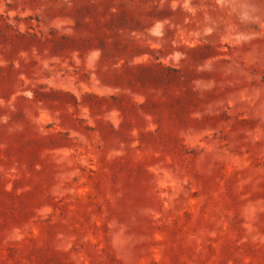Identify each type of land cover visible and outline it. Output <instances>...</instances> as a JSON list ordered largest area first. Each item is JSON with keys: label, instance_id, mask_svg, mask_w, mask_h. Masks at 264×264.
I'll use <instances>...</instances> for the list:
<instances>
[{"label": "rangeland", "instance_id": "374dc122", "mask_svg": "<svg viewBox=\"0 0 264 264\" xmlns=\"http://www.w3.org/2000/svg\"><path fill=\"white\" fill-rule=\"evenodd\" d=\"M0 264H264V0H0Z\"/></svg>", "mask_w": 264, "mask_h": 264}]
</instances>
